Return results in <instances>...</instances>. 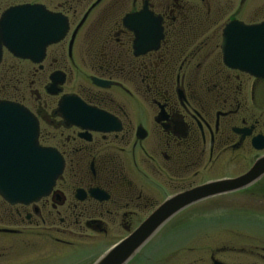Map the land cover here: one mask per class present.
I'll return each instance as SVG.
<instances>
[{
    "label": "flooded vegetation",
    "instance_id": "1",
    "mask_svg": "<svg viewBox=\"0 0 264 264\" xmlns=\"http://www.w3.org/2000/svg\"><path fill=\"white\" fill-rule=\"evenodd\" d=\"M16 1L0 0V17L38 5L66 23L38 62L0 55V100L34 116L38 145L54 149L63 169L37 202L0 197V235L105 236L116 225L119 241L168 198L237 179L264 160V77L226 66L222 51L228 25L264 22V0ZM213 203L223 221L255 219L244 209L264 204V172L184 208L155 235L184 221L191 250L188 218L212 213L189 210ZM249 223L222 230L196 264H264V244L252 240L264 230Z\"/></svg>",
    "mask_w": 264,
    "mask_h": 264
},
{
    "label": "water",
    "instance_id": "2",
    "mask_svg": "<svg viewBox=\"0 0 264 264\" xmlns=\"http://www.w3.org/2000/svg\"><path fill=\"white\" fill-rule=\"evenodd\" d=\"M65 31V20L41 6L8 8L0 17V55L4 48L16 58L38 62L45 48L58 42ZM222 51L226 66L264 77V22L228 25ZM62 169L61 156L52 148L38 145L34 116L18 104L0 100V197L11 205L37 202L50 193ZM263 172L264 160L257 161L237 179L210 182L168 198L92 264H127L176 213L206 198L236 190Z\"/></svg>",
    "mask_w": 264,
    "mask_h": 264
},
{
    "label": "rangeland",
    "instance_id": "3",
    "mask_svg": "<svg viewBox=\"0 0 264 264\" xmlns=\"http://www.w3.org/2000/svg\"><path fill=\"white\" fill-rule=\"evenodd\" d=\"M20 1L25 0L16 2ZM256 3L259 4V1L256 0ZM217 205L218 203H213L208 210L200 205V207L196 206L189 210V212L209 211L212 213L203 216V219L195 215L188 218V229L191 228V231L188 232L193 233L188 236V248L191 250L187 251L186 236H184L185 234L182 236L179 231L181 228L179 224H183L184 221L175 220L151 238L128 264H188L189 261L194 260L195 262L202 256L203 251H199L202 246L217 247L222 230H230L227 233H231L235 229L243 230L246 229L245 226L248 227L249 222L253 221V225H250L251 229H258L257 233L262 231L261 228L264 230V204L244 209L251 210L252 215H257L255 219L231 220V222L221 219L220 213L223 209ZM136 222L134 221V223ZM113 226L108 235L90 234L89 236L85 235L86 238L83 235L79 238L60 233L44 238L0 235V264H92L110 245L124 235L121 229L116 225ZM0 227L7 226L0 225ZM54 227L60 229L56 220ZM84 234L89 233L84 232ZM254 236L256 238V241L255 238H252L254 242L264 244V232L262 235L254 234ZM55 238L70 244H61L54 241ZM163 242H166V245H163ZM145 257L150 258L148 262L142 260Z\"/></svg>",
    "mask_w": 264,
    "mask_h": 264
}]
</instances>
